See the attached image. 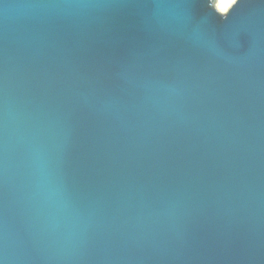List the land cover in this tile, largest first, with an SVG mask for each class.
I'll use <instances>...</instances> for the list:
<instances>
[{
    "label": "water",
    "instance_id": "95a60500",
    "mask_svg": "<svg viewBox=\"0 0 264 264\" xmlns=\"http://www.w3.org/2000/svg\"><path fill=\"white\" fill-rule=\"evenodd\" d=\"M215 2L0 3L3 264H264V16Z\"/></svg>",
    "mask_w": 264,
    "mask_h": 264
},
{
    "label": "snow or ice",
    "instance_id": "6c2138e0",
    "mask_svg": "<svg viewBox=\"0 0 264 264\" xmlns=\"http://www.w3.org/2000/svg\"><path fill=\"white\" fill-rule=\"evenodd\" d=\"M76 2L100 3L108 6L134 8L139 5H152L169 2V0H76ZM252 6H259L262 16H264V0H247ZM3 3V0H0ZM0 264H3L0 261Z\"/></svg>",
    "mask_w": 264,
    "mask_h": 264
},
{
    "label": "bare ground",
    "instance_id": "6f19581e",
    "mask_svg": "<svg viewBox=\"0 0 264 264\" xmlns=\"http://www.w3.org/2000/svg\"><path fill=\"white\" fill-rule=\"evenodd\" d=\"M234 0H216L215 6L220 11H225Z\"/></svg>",
    "mask_w": 264,
    "mask_h": 264
}]
</instances>
